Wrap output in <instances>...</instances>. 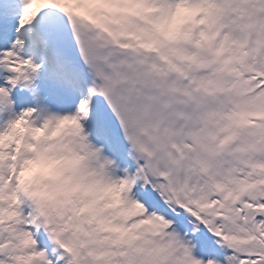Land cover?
I'll return each mask as SVG.
<instances>
[{
  "label": "snow or ice",
  "instance_id": "6c2138e0",
  "mask_svg": "<svg viewBox=\"0 0 264 264\" xmlns=\"http://www.w3.org/2000/svg\"><path fill=\"white\" fill-rule=\"evenodd\" d=\"M0 264H264V0H0Z\"/></svg>",
  "mask_w": 264,
  "mask_h": 264
}]
</instances>
